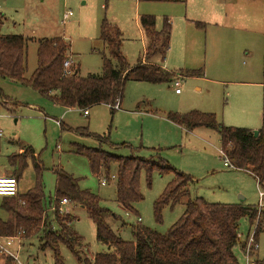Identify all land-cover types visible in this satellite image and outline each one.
I'll list each match as a JSON object with an SVG mask.
<instances>
[{
  "label": "rangeland",
  "instance_id": "obj_1",
  "mask_svg": "<svg viewBox=\"0 0 264 264\" xmlns=\"http://www.w3.org/2000/svg\"><path fill=\"white\" fill-rule=\"evenodd\" d=\"M260 1L262 4L257 10L247 5L243 9L238 0H0V15L5 19L0 32L28 38L25 77L36 68L38 40L55 36L64 37L69 43L73 52L71 58L79 62L82 76L99 74L101 55L108 54V48L99 40L103 19L117 25L122 32L121 51L133 66L148 45L138 20L143 14L155 16L157 29L162 27L164 18L170 21L171 38L163 62L165 68L175 73L179 69L201 68L203 73L175 76L179 95L175 94L173 81L153 84L127 80L118 109L97 104L87 108L86 115L83 110L53 103L30 86L0 78L1 175L11 176L13 171L8 155L19 152L21 146L31 147L35 155L26 159L18 180L19 194L27 193L38 180L48 205L49 201H54L57 169L61 170L76 181L79 189L100 198V205L108 211L103 214L104 220L126 241L133 239L132 227L136 224L166 234L180 217L184 202L165 206L161 220L154 213V201L173 179V174L153 171L147 177L143 169L140 173L143 198L134 204V212H127L116 201L117 163H110L108 172L101 168L94 174L79 148L100 147L121 156L162 157L192 177L187 187L189 198L202 197L213 203H244L256 208L259 199L256 179L246 170L224 166L218 133L204 126L187 129L170 121L167 113L216 111L219 117L227 100L228 87L218 80L264 79V0ZM69 11L72 14L63 24L64 14ZM185 14L198 19L188 21ZM195 22H200V26ZM152 59L161 62L159 53ZM259 127L260 121L257 129ZM96 135L106 137L107 142H100ZM36 164L40 166L39 174ZM101 179L105 184H101ZM260 189L264 191V180ZM3 197L0 196V219L6 220L9 213L1 206ZM61 207V216L72 215L71 227L82 237L83 254L88 259L108 250L104 243L97 241L95 225L80 204L69 202ZM46 213L52 217V210ZM259 222L263 225L264 216ZM253 230L254 225H250L246 217L239 221L241 238L234 253L240 264H244L245 259L244 239ZM256 240L258 247L251 260L263 261L264 229ZM41 244L39 234L15 240L8 247L16 257L14 264H53L51 250L42 248ZM59 251L63 264H82L66 245L60 244ZM0 264H5L4 260Z\"/></svg>",
  "mask_w": 264,
  "mask_h": 264
},
{
  "label": "trees",
  "instance_id": "obj_2",
  "mask_svg": "<svg viewBox=\"0 0 264 264\" xmlns=\"http://www.w3.org/2000/svg\"><path fill=\"white\" fill-rule=\"evenodd\" d=\"M0 15V29L4 23ZM139 24L147 39L145 51L136 64L131 66L122 54V34L119 28L103 19L99 27V40L108 48L101 55L99 74L80 75L74 63L66 73L63 62L70 58L69 43L63 37L42 38L36 50V68L25 77V48L27 37L21 34L0 32V78L30 86L40 95L64 108L87 110L90 106L107 104L112 110L120 106L127 80L149 83L171 82L177 75L200 76V69H180L175 73L148 60L159 53L161 61L169 47L170 24L164 18L162 27L156 29L153 15L139 16ZM200 26V22H195ZM264 60V56H263ZM167 118L187 129L204 126L215 130L220 140V149L226 154L235 169L248 171L261 184L264 180V112L260 127L256 130L222 124L212 112H168ZM100 142L107 138L96 135ZM114 146V145H112ZM86 155L92 173L117 163L115 196L117 203L127 212H134V204L143 197L140 192V173L144 169L147 177L153 171L173 174L162 193L154 201V213L161 220L165 206L184 202L180 217L170 226L166 234L136 224L132 227V240H122L106 223L103 214L107 209L100 205V198L85 189H79L76 181L57 169V188L54 201L44 202L40 182L25 194L4 196L1 203L9 216L0 219V238L19 235L21 239L39 234L41 247H48L53 264H63L59 245H66L82 264H240L234 247L239 243V221L246 217L251 224L257 218L256 208L244 203H213L202 197L189 198L188 185L192 177L171 166L164 158H141L134 155L121 156L99 148H79ZM29 146L8 155L10 172L18 181L26 166L28 156H34ZM37 174L40 166L35 165ZM9 172V171H8ZM66 198L70 203L80 204L90 215L96 229L97 241L104 243L107 251L94 254L88 259L83 254L82 237L71 227L72 215L59 213V203ZM185 200V201H184ZM52 210V217L46 211ZM264 228L260 222L257 235ZM14 264V258L0 251V262ZM253 264H264L255 260Z\"/></svg>",
  "mask_w": 264,
  "mask_h": 264
},
{
  "label": "crops",
  "instance_id": "obj_3",
  "mask_svg": "<svg viewBox=\"0 0 264 264\" xmlns=\"http://www.w3.org/2000/svg\"><path fill=\"white\" fill-rule=\"evenodd\" d=\"M238 4H240L243 9H245L243 6L247 5L248 7L249 6L256 7V9L259 10L262 2L260 0H238ZM243 9H240V10H243ZM240 16H243V15L240 14ZM184 18L191 22L192 21L194 22L195 21L194 19H198L197 16H187L186 14ZM111 24L115 25L113 23ZM169 24H170V21H169ZM55 37H59V36H55ZM170 38H171V24H170ZM169 44H170V39H169ZM263 44H264V41H263ZM263 51H264V48H263ZM167 52L168 50L166 51V54ZM72 53L73 52L71 48H69L68 55L70 56V58L71 57L73 58ZM166 54H165V57H166ZM152 57L148 60L150 63L158 64L165 70H168L163 65L165 57L160 63H156L155 61H153ZM74 63L78 65L79 73L81 75L79 62L74 61ZM168 71H173V70H168ZM218 82L225 83L228 89L226 90L227 100L221 109L219 117L216 116L217 119L224 125L237 126V127L242 126V127L250 128L254 130L257 129V123L259 124V121H261V115L264 112V79L261 80V77L259 80H247L246 78H239L236 80H218ZM175 94L179 95L180 92L175 93ZM17 187H18V183H17Z\"/></svg>",
  "mask_w": 264,
  "mask_h": 264
},
{
  "label": "built area",
  "instance_id": "obj_4",
  "mask_svg": "<svg viewBox=\"0 0 264 264\" xmlns=\"http://www.w3.org/2000/svg\"><path fill=\"white\" fill-rule=\"evenodd\" d=\"M71 11L67 12L64 14V17L62 19V22L64 23L65 20H67L70 16H71ZM74 64L73 59L69 58L67 60H65L63 62V67L65 69L66 73H71L72 71L69 70L70 67ZM173 85L175 86V93H179L180 90L178 88L179 86V82L178 79H174L173 80ZM119 105L118 103H116L114 105V109H118ZM88 113L87 110H83V114L86 115ZM1 134V132H0ZM220 155L223 158V164L224 166L228 167V168H234L233 165L230 163L229 159L227 158L226 154L220 149ZM101 184H105V180L101 179L100 180ZM257 182V186H258V203L256 205V211H257V218L255 219L253 225H254V230L251 233V235H248L246 239H244V243L242 245V248L244 250V254H245V259H244V264H253L254 261L251 260V255H253V252L256 251L258 245H257V240H256V234H255V230L257 225L260 223L259 222V218H261V216H264V191L260 189V183L258 180H256ZM17 183L18 181L15 179L14 176H5V175H1L0 173V196H10V197H14L18 194V187H17ZM69 203V200L66 198H62L60 203H59V211L61 212L62 210V205H66ZM140 220V219H138ZM264 229V228H263ZM238 238L240 240V234L238 232ZM20 241L21 238L19 235L16 236H9V237H4V238H0V251L2 253H5L8 256H11L12 258H16L12 252L8 249L9 246H11L12 244H14V241ZM16 260V259H15Z\"/></svg>",
  "mask_w": 264,
  "mask_h": 264
}]
</instances>
